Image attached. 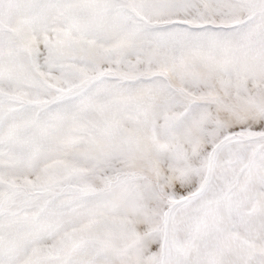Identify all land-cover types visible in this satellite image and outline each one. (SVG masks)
<instances>
[{"label":"snow or ice","instance_id":"snow-or-ice-1","mask_svg":"<svg viewBox=\"0 0 264 264\" xmlns=\"http://www.w3.org/2000/svg\"><path fill=\"white\" fill-rule=\"evenodd\" d=\"M0 264H264V0H0Z\"/></svg>","mask_w":264,"mask_h":264}]
</instances>
